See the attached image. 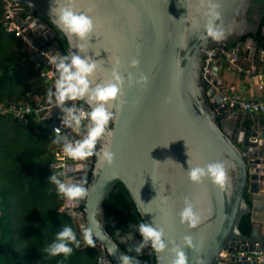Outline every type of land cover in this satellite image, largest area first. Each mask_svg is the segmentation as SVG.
<instances>
[{
    "label": "water",
    "instance_id": "1",
    "mask_svg": "<svg viewBox=\"0 0 264 264\" xmlns=\"http://www.w3.org/2000/svg\"><path fill=\"white\" fill-rule=\"evenodd\" d=\"M11 1L20 3V13L27 17L23 25L31 22L35 32L38 25H47L36 15H44L52 23L51 6L71 3L77 11L90 15L95 29L88 41L69 38L52 24L66 37L68 54L78 52L83 44L80 54L99 62L102 67L93 77L97 82L110 79L117 56L122 75L148 78L146 84H130L126 79L113 109L109 123L112 135L104 140L115 153L113 163L93 156L84 161L68 158L66 165V182L80 183L88 190L83 199L69 206L80 209L82 230L90 217L100 220L108 239L97 241L105 246L101 255L106 264H119L120 254H132L139 264L143 262L142 251H134L140 243L135 233L122 234L116 229L115 238L106 227L104 203L118 182L128 190L144 222L154 221L163 227L167 240L184 249L188 264H218L223 252L229 254L223 264H264V127L259 115L228 107L223 101L220 92L226 87L228 69L225 58L212 65L217 52L209 62L211 74L203 77L208 50L230 47L241 36L256 33L260 18L254 15L250 21L248 14L254 0H214L219 12L216 24L224 32L221 41L206 37V0ZM55 34L50 29L47 38L53 39ZM45 39L40 36L34 43L41 45ZM257 44L253 40L246 45L239 43L230 48L231 55L243 59L241 51L251 47L250 57L244 60H253ZM50 49L62 56L56 40ZM261 53L264 55V50ZM134 58L140 61L136 68L130 67ZM47 114L52 118L51 126L57 123L63 127L62 113L56 106ZM65 129L73 140L80 139L72 129ZM101 146L98 142L97 150ZM215 162H222L227 170L229 179L223 189L207 178L199 184L188 179V166ZM185 198L192 201L201 217L195 228L180 222ZM244 216L251 220L248 232L240 228ZM112 225L116 227L117 221ZM185 236L191 237L190 246L185 244ZM109 249L116 253L109 255ZM240 252L257 255L248 260L246 255L240 258ZM148 253L155 254L157 264H171L168 250L155 253L149 249Z\"/></svg>",
    "mask_w": 264,
    "mask_h": 264
},
{
    "label": "trees",
    "instance_id": "2",
    "mask_svg": "<svg viewBox=\"0 0 264 264\" xmlns=\"http://www.w3.org/2000/svg\"><path fill=\"white\" fill-rule=\"evenodd\" d=\"M4 16L5 1L0 0V106L33 103L32 96L47 98L48 90H53L50 81L23 50V40L7 31ZM43 19L56 33L50 42L56 40L60 53L67 55L66 37L48 17ZM36 127L33 119L24 123L10 113L0 112V264H101L100 251L84 244L78 224L61 210L65 198L48 181L56 174L49 164L60 144L53 142L55 135L40 134ZM104 207L106 227L115 238L116 229L142 238L137 226L144 220L121 182L105 200ZM113 221H117L116 227ZM65 225L76 232L80 247L73 246L68 257L48 255L46 247ZM250 226V217L244 216L240 228L248 232ZM149 249L150 244L141 250L142 264H157Z\"/></svg>",
    "mask_w": 264,
    "mask_h": 264
},
{
    "label": "clouds",
    "instance_id": "3",
    "mask_svg": "<svg viewBox=\"0 0 264 264\" xmlns=\"http://www.w3.org/2000/svg\"><path fill=\"white\" fill-rule=\"evenodd\" d=\"M203 2V0H202ZM208 5L204 13V30L206 37L213 41L224 39V32L216 24L219 19V12L216 11L218 5L214 0H206ZM50 15L52 23L55 24L69 38H76L79 41H88L95 29L93 18L83 12H79L71 5L51 6ZM78 52H70L67 55H57L49 58V63L54 71L48 73L49 78H54V91L49 89L47 92L48 103H54L60 110L61 124L76 132L80 139L70 140L66 135H61L60 128H55L54 143L62 144L63 153L74 161H84L90 157L97 156L101 162L111 164L115 159L109 147L104 143L105 137L112 135L109 123L113 120V109L118 106V97L127 79L128 82L136 84H146L147 76L141 74L139 78H134L131 73L127 77L120 72V58H114L110 72V79L107 82H97L93 77L102 66L98 61L88 55H81L84 45L78 46ZM138 59L130 61V67L139 66ZM82 101V105L68 103ZM87 105V108L84 107ZM86 122V123H85ZM98 142L102 146L97 150ZM188 179L199 184L205 178L221 189L228 183V174L222 162L209 163L204 167L188 166ZM48 181L54 184L57 192L68 202H78L87 195V188L80 183L64 182L58 175L52 174ZM180 222L187 224L189 228H195L201 220L193 203L185 198L184 207L180 212ZM137 231L142 237V242L134 249L137 254L146 246H151L155 253H162L168 250L172 253L171 264H188V258L184 249L174 241H168L163 227L142 222L137 226ZM83 242L90 248L96 247V240H107V233L103 230L100 220L95 216L90 217L89 224L82 230ZM184 242L191 245V237L185 236ZM81 241L77 238L76 232L70 226H63L56 234L55 240L49 244L45 251L50 256L65 257L73 253V246L80 247ZM169 244L172 245L169 248ZM115 249H109V255H114ZM119 264H139V261L129 255L120 254Z\"/></svg>",
    "mask_w": 264,
    "mask_h": 264
},
{
    "label": "built area",
    "instance_id": "4",
    "mask_svg": "<svg viewBox=\"0 0 264 264\" xmlns=\"http://www.w3.org/2000/svg\"><path fill=\"white\" fill-rule=\"evenodd\" d=\"M4 1V21L9 23L5 28L7 31L15 33L16 36L23 40V50L26 51L30 58L35 61L36 69L40 71V74L43 77L50 81L54 91V78H49L48 76L50 71H54L53 66L49 63V58L57 56L58 53H54L53 49H50V41L52 39L47 38V34L50 33V28L47 25H38V32H35V27L31 26V22H29L27 26H24L23 23L26 21L27 17L24 13H20V9H22L20 3L11 0ZM40 36H43L46 39L41 43V45H36L34 41L35 39H39ZM26 45H29V48H27ZM29 49H31V52H29ZM215 52L218 53V57L214 58L212 65H214L218 59L225 58L228 70H234L239 74L244 73L251 78L264 79V66H262L261 63L250 60L247 65H243L240 61V57L237 55H231L230 48L226 46L215 47L207 51L206 57L204 58L205 65L203 67V77L207 78V75L212 72V66H209V62L214 57ZM260 88L264 89L263 83L260 84ZM220 93L223 101L228 105V107H236L239 111H243L244 113L251 115H261L264 113V94L262 96L247 99L240 92H238L234 86H231L226 90H222ZM32 100L33 103L29 102L25 104L0 106V112L10 113L14 119L24 123H29L33 119L37 124L36 132L40 134L55 135L53 132L54 129L60 128L61 135H66L70 140H73V136L69 135V131L65 129V126L60 127L57 123L53 126L50 125L52 118L49 114H47V112L55 107L54 103H48L47 98H43L42 96H37L36 98H33L32 96ZM68 103L70 104L73 102ZM54 154V159L49 165L54 172L61 177V180L66 182V165L68 157L63 153L62 144L54 149ZM71 203L65 199L61 210L67 212L75 220L82 232L81 222L78 215L80 209L69 206ZM96 248L100 251L99 262L101 264H106L105 257L101 255V251L105 249V246L96 240ZM238 255L240 258L246 255L247 259L251 260L254 255H257V253L251 252L246 254L245 252H240ZM228 256L229 254L227 252H223L221 254L222 261L218 262V264H223V259ZM257 258L261 259V256H257Z\"/></svg>",
    "mask_w": 264,
    "mask_h": 264
},
{
    "label": "flooded vegetation",
    "instance_id": "5",
    "mask_svg": "<svg viewBox=\"0 0 264 264\" xmlns=\"http://www.w3.org/2000/svg\"><path fill=\"white\" fill-rule=\"evenodd\" d=\"M255 5L251 6L249 9L248 14L251 16L249 18L250 21L254 20V15H257L258 18H260V26L257 29L256 33H248L244 36H241L236 43H233L229 48L235 49L239 43H250L252 40L253 42H257V46L255 47V54L252 56L253 60L263 63L264 61L262 60L263 54L261 51L264 50V0H254ZM39 16L43 21V16L44 15H36ZM45 22V21H44ZM257 23V21H255ZM47 24V23H46ZM48 25V24H47ZM49 26V25H48ZM50 29H52L49 26ZM250 48H248L247 52H242L241 51V56L243 59H248L250 57ZM139 241H142V238H137Z\"/></svg>",
    "mask_w": 264,
    "mask_h": 264
},
{
    "label": "crops",
    "instance_id": "6",
    "mask_svg": "<svg viewBox=\"0 0 264 264\" xmlns=\"http://www.w3.org/2000/svg\"><path fill=\"white\" fill-rule=\"evenodd\" d=\"M240 61L243 65L248 64V61H245L244 59L240 58ZM233 73L234 74L231 79L226 78V87L223 90L234 86L236 90L247 99L262 96L264 94V89L260 88V84H264V79L251 78L244 73L239 74L236 71ZM259 117V122L264 127V113L259 115Z\"/></svg>",
    "mask_w": 264,
    "mask_h": 264
},
{
    "label": "rangeland",
    "instance_id": "7",
    "mask_svg": "<svg viewBox=\"0 0 264 264\" xmlns=\"http://www.w3.org/2000/svg\"><path fill=\"white\" fill-rule=\"evenodd\" d=\"M233 72H235L234 70H226V72H225V77L227 78V79H231L232 78V76H233ZM37 96H33V98H36Z\"/></svg>",
    "mask_w": 264,
    "mask_h": 264
}]
</instances>
